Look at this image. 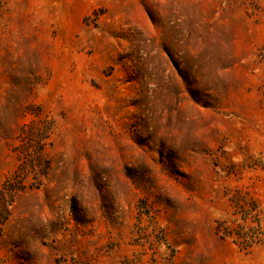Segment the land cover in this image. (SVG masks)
Here are the masks:
<instances>
[{
	"label": "rangeland",
	"instance_id": "374dc122",
	"mask_svg": "<svg viewBox=\"0 0 264 264\" xmlns=\"http://www.w3.org/2000/svg\"><path fill=\"white\" fill-rule=\"evenodd\" d=\"M0 264H264V0H0Z\"/></svg>",
	"mask_w": 264,
	"mask_h": 264
},
{
	"label": "trees",
	"instance_id": "16d2710c",
	"mask_svg": "<svg viewBox=\"0 0 264 264\" xmlns=\"http://www.w3.org/2000/svg\"><path fill=\"white\" fill-rule=\"evenodd\" d=\"M246 241H248L247 243H250V244L252 243V242H250V241H252V240H250V239H249V240L247 239Z\"/></svg>",
	"mask_w": 264,
	"mask_h": 264
},
{
	"label": "snow or ice",
	"instance_id": "6c2138e0",
	"mask_svg": "<svg viewBox=\"0 0 264 264\" xmlns=\"http://www.w3.org/2000/svg\"><path fill=\"white\" fill-rule=\"evenodd\" d=\"M148 6H150V5H148Z\"/></svg>",
	"mask_w": 264,
	"mask_h": 264
}]
</instances>
